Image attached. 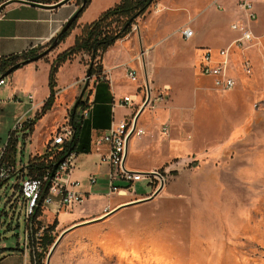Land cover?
Returning a JSON list of instances; mask_svg holds the SVG:
<instances>
[{
    "label": "crops",
    "instance_id": "obj_1",
    "mask_svg": "<svg viewBox=\"0 0 264 264\" xmlns=\"http://www.w3.org/2000/svg\"><path fill=\"white\" fill-rule=\"evenodd\" d=\"M118 2L119 0H91L69 35L54 50L45 58L16 68L3 77L4 83L0 85V112L7 110L11 115L12 124L5 141L8 143L6 159L11 162L10 149L18 138H22L23 142L29 146V158L43 154L50 147L51 134L63 123L67 112L73 109L88 81L81 97L82 104L77 108V115L82 110H86L87 115L81 118V121L79 119L80 127L76 134V145L71 152L74 168L69 176L70 182L79 183L76 189L84 192L86 199L80 206L71 205L57 214L50 211L42 214V223L55 220V231L58 235L64 229L74 225L72 222L76 220L83 221L96 217L98 219L116 208L118 209L113 213L98 221L131 213L140 214L144 209L152 208L155 199L163 195L164 191L173 196L189 192L191 188L189 174L197 168L200 158L205 156L204 153L197 151L199 148L185 146L190 141L188 139L174 137L169 140L163 139L160 126L167 123L169 117H173L175 113L178 115L179 112L173 110V107L165 109L164 96L159 99V95H165L170 83L158 81L156 59L158 56H167L168 52L175 51H182L187 57L189 50L192 51L191 62H189L190 58L187 59L192 72L194 70V74L200 76L197 81L199 78L209 79L212 89L218 92L219 90L213 85V79L198 70L201 48H210L213 57L217 59V50L229 45L238 36L235 32V36L227 38L223 46H208L200 43L206 38L217 39L221 35L220 25L227 18L230 26L241 17L235 14L238 11L235 6L237 0H158L153 7L154 10L152 8L150 13L138 18L136 30L131 29L125 37L116 40L96 57L98 70L88 79L84 80L89 60L87 54L78 53L72 59L62 63L55 74V93L51 108L34 123L30 132L23 129L13 133L8 140L16 119L20 116H23L24 120L33 119L47 99L48 73L54 58L74 43L75 37L80 34L84 24L95 20L104 10ZM200 2H202L201 5L191 7ZM216 4H220L222 9L217 8ZM253 5L257 18L250 22L249 26L252 32L259 36L260 44L244 51L235 49L231 53L229 73L236 78L237 87L241 82L243 83V80L248 84H254L258 79H264L261 72L264 65V0H253ZM76 9L77 6L72 0L57 7H47L28 0L6 2L0 10V61L11 55L44 48ZM171 18H174L173 21L177 18L179 20L172 24ZM185 24L193 30V35L189 39H184L181 35V29L186 26ZM178 38L187 42L186 48L172 47L171 44ZM244 57L249 58L252 64L250 76L237 71V63ZM71 65L77 67L76 72L68 71ZM128 70H134L135 80L127 77ZM153 77H155L154 84L158 86L163 84L161 90L153 89V83L150 80ZM165 87L167 89H164ZM207 90L205 88V92ZM240 90L243 92L242 88H236L235 92ZM147 91L150 97L145 102ZM128 94L135 95L132 105L121 106L122 96ZM28 95L32 96L31 100ZM246 95L254 109L259 107L258 109L262 110L258 115L264 116V84L257 87L253 94L246 93ZM256 102H258L257 107L254 106ZM133 115L136 116V124L144 128L145 133L129 138L125 158L126 168L143 173L159 168L170 171V178L164 190L151 200L140 202L136 201L151 194L152 184L149 180L142 179L131 184L118 180L115 183L124 188L117 193L108 194V175L112 167L101 159L106 152V145L95 144V138L105 132L112 121L128 120ZM146 124L152 126L150 131L145 127ZM191 160H194L192 164H190ZM89 177H93L94 182L90 183ZM143 181H147L148 190L138 185ZM60 213L66 217L74 214V217H68L60 222L57 218ZM93 224L94 222L77 226L68 231L62 239ZM0 264H30L29 253L24 252L17 244L15 246L0 244Z\"/></svg>",
    "mask_w": 264,
    "mask_h": 264
},
{
    "label": "rangeland",
    "instance_id": "obj_2",
    "mask_svg": "<svg viewBox=\"0 0 264 264\" xmlns=\"http://www.w3.org/2000/svg\"><path fill=\"white\" fill-rule=\"evenodd\" d=\"M157 2L152 0L144 14L150 13ZM235 14L240 15L239 11ZM173 19L172 24L179 20ZM220 34L217 39L206 38L200 43L220 46L235 36L228 18L220 25ZM171 45L180 49L188 44L178 38ZM191 56L190 50L187 57L182 51H175L156 59L158 81L172 85L162 94L164 107L179 112L167 120L169 135L162 134L163 139H188L185 146L199 148L197 151L205 156L189 174V192L173 196L164 191L152 208L140 214L106 218L66 236L54 249L48 264H264V116L258 115L262 110L254 109L246 95L253 94L264 79L254 84L243 80L236 86L243 92H235L236 88L217 92L209 79L197 81L200 76L192 72ZM76 68L71 65L68 71L74 73ZM154 78L149 79L153 89L159 91L163 84H154ZM3 112L0 146L12 124L11 115L7 110ZM145 127L148 131L152 128L148 124ZM28 159L29 146L18 138L10 149V160L18 169ZM146 183L138 185L148 190ZM16 197V180L12 177L0 186V244L5 246H15L18 240L21 244L26 226ZM68 217L74 214L57 216L60 222ZM54 222L44 223L42 233L47 226L54 225L52 230L45 231L55 241L58 233ZM51 245L38 249L42 264H46Z\"/></svg>",
    "mask_w": 264,
    "mask_h": 264
},
{
    "label": "built area",
    "instance_id": "obj_3",
    "mask_svg": "<svg viewBox=\"0 0 264 264\" xmlns=\"http://www.w3.org/2000/svg\"><path fill=\"white\" fill-rule=\"evenodd\" d=\"M217 8L222 9L220 4H216ZM236 8L240 13V18L230 24L233 31L238 33V36L227 46L217 50L218 58L213 57L212 50L210 48L202 47L200 59L198 62V70L213 79L214 87L221 91L226 92L233 90L237 84V80L229 73L230 56L235 49L244 51L255 45L260 44L259 36H256L249 24L255 21L257 18L256 11L254 9L253 0H237L235 3ZM132 30H136V24L131 27ZM181 35L184 39H189L193 35V30L189 26H184L181 29ZM237 71L247 76L252 75V64L249 58H241L237 63ZM262 75L264 76V65L261 68ZM127 77L131 80H135L136 74L134 70H128ZM87 77L84 79L86 80ZM4 83V79H0V85ZM147 89V88H146ZM164 89H167L165 87ZM148 95V91H147ZM31 100L32 96L28 95ZM162 98V94L159 95V99ZM135 99L134 94H128L122 96L120 105L130 106ZM258 106V102L254 104ZM81 118L87 115L86 110H82L78 114ZM27 120V119H26ZM26 120L23 116L16 119L12 133L9 135L8 140L13 133L22 131ZM160 131L166 137L169 135L168 124L163 123L160 126ZM145 133L144 128L136 124V116L133 115L128 120H121L118 122L112 121L110 126L105 132L98 135L95 138V144L106 145V152L101 156V159L108 162L112 169L109 172L108 181V194L119 192L123 189L121 185L116 184V181L133 183L141 181L142 179H148L152 184L151 195L161 193L170 178V171L166 168H159L152 170L149 173H143L139 171H132L126 168L125 158L127 144L130 137L134 135H142ZM74 134V129L69 123V116L65 119L55 132L51 134L49 146L51 148H58L61 150L63 145L69 141ZM8 143H4L0 146V186L12 178L14 175L19 177L14 178L16 180L17 197L15 201L20 205L23 216L25 219V229L23 231L22 243L17 241V245H20L24 252H30V242L32 238L38 243L42 237V230L45 228L44 223L40 226L41 216L45 211H50L53 214L65 210L71 205H80L86 199L84 192L76 187L79 186L78 182H70L69 176L74 168V158L72 153L67 152L58 163L56 169L51 175L52 168L47 170L40 177L25 175L26 164H20V168H16L14 162H9L6 159V152ZM194 160H191L192 164ZM90 183L94 182L93 177H89ZM39 209V215H36ZM39 247L37 246V250Z\"/></svg>",
    "mask_w": 264,
    "mask_h": 264
},
{
    "label": "trees",
    "instance_id": "obj_4",
    "mask_svg": "<svg viewBox=\"0 0 264 264\" xmlns=\"http://www.w3.org/2000/svg\"><path fill=\"white\" fill-rule=\"evenodd\" d=\"M6 1V0H3ZM8 1V0H7ZM37 2L44 5H50L59 2L60 0H28ZM84 0L75 1V5L80 6ZM91 0H85L82 10L79 12L76 20L65 30L57 40L56 46L65 39L76 24L80 14L84 11ZM152 0H119L114 6L104 10L95 20L86 23L82 26L81 32L75 37L74 43L59 53L52 61L49 73H48V87L49 95L43 103L41 109L34 115L33 119L26 120L24 130L31 131L34 123L48 111L54 101V86H55V74L59 66L67 60L72 59L78 53H85L88 55L87 70L89 69L90 76L96 73L98 70V64L96 63V57L104 52L109 46L114 44L118 39L125 37L131 30L135 20L141 17L146 9L150 6ZM114 23V25H112ZM54 36L44 47H48L55 39ZM42 48L32 49L27 52H23L20 55H11L0 61V79L1 76L17 62L34 56L40 52H37ZM43 51V50H42ZM82 104L80 99L76 105L75 110L71 109L69 112V123L74 129L73 137L67 141L61 150L58 148L48 147L46 151L41 155H34L30 157L26 163L25 175L40 177L44 172L50 170L54 163L57 162L67 152H73L76 145V134L80 127L81 117L77 115V108ZM80 119V121H79ZM39 209L36 215H39ZM53 226H47L45 230H52ZM42 233L40 241L37 243L33 238L30 242V264H42L41 252H38L37 246L41 245L49 246L54 242V237L48 235L47 231Z\"/></svg>",
    "mask_w": 264,
    "mask_h": 264
},
{
    "label": "water",
    "instance_id": "obj_5",
    "mask_svg": "<svg viewBox=\"0 0 264 264\" xmlns=\"http://www.w3.org/2000/svg\"><path fill=\"white\" fill-rule=\"evenodd\" d=\"M10 1H14V0H8V1H6V2H10ZM66 1H68V0H60L59 2L54 3V4H50V5H44V4H43V5H44V6H47V7H57V6L61 5V4H64ZM6 2L0 4V10H1V8L3 7V5H4ZM84 3H85V0H84V1L82 2V4H81V5L75 10V12H74V13H73V14H72V15L66 20V22L64 23V25L62 26V28L60 29V31L57 33V38H56V39H55V40H54V41H53L48 47H46V48H45L43 51H41L40 53H38V54H36V55H34V56H31V57H29V58H27V59L21 60V61L17 62L16 64L12 65V66H11L10 68H8L7 71L1 76V78H3L4 76H7L8 74H10V73H11L13 70H15L16 68H18V67H20V66H22V65H25V64H27V63H29V62L37 61V60H39L40 58H42V57H44L45 55H47L48 52H50V51L52 50V48H54V47L56 46V44H57V40H58V37H59V36L65 31V30H67V28L71 25L72 22H74V21L76 20V18H77V16H78L79 12L82 10V7H83ZM86 77H87V79L90 77L89 69H88L87 72H86ZM87 84H88V81L86 82L85 87L83 88V90H82V92H81V94H80V96H79V99H78L77 102L74 104L73 110H75L78 101L81 99L82 94H83V92H84V90H85ZM149 95H150V94H149V91H148V95H147V98H146V101H145V102H147V101L149 100V97H150ZM72 137H73V135H72ZM72 137H71V138H72ZM61 159H62V158H60L57 162L54 163V165H53V167H52L51 175L53 174L54 170L56 169V167H57V165H58V163L60 162ZM156 195H157V193H155V194H153V195H151V196H148V197H146V198H144V199H142V200H138V201H136V202L151 200V199L154 198ZM136 202H132V203H136ZM125 205H127V204H125ZM116 209H118V208H116ZM116 209L112 210L111 212H109L108 214L102 216L101 218H98V219H95V220H91V221H89V222H83V223L74 224V225H72V226H70V227L64 229L63 231H61V232L59 233V235L57 236V238L55 239V241L53 242V244L51 245L50 249H49V252H48V254H47L46 264H48V262H49V260H50V257H51V255H52L54 249L56 248V246L58 245V243L60 242V240L62 239V237H63L68 231H70L71 229H73V228H75V227H77V226H81V225L86 224V223H91V222H96V221H98V220H102L103 218H105V217L108 216L109 214L113 213V211H115Z\"/></svg>",
    "mask_w": 264,
    "mask_h": 264
}]
</instances>
